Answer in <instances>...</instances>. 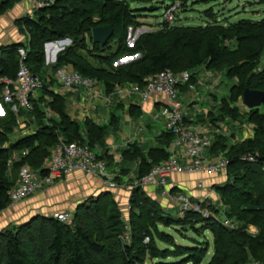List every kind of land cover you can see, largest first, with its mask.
<instances>
[{
    "label": "trees",
    "instance_id": "1",
    "mask_svg": "<svg viewBox=\"0 0 264 264\" xmlns=\"http://www.w3.org/2000/svg\"><path fill=\"white\" fill-rule=\"evenodd\" d=\"M20 1L0 0V16ZM260 1L259 4L264 5V0ZM138 19L128 0H54L52 5L36 9L32 18L26 16L19 20L28 42L26 45L20 43L0 48V78L16 79L21 47L27 49V65L31 71L44 77L47 68L45 45L70 41V45L66 43L58 55L52 71L65 68L68 65L66 60L74 61V71L103 84L109 95L115 92L116 87H143L148 77L165 71L175 74L191 72L190 82H195L194 72L206 67L224 72L227 78L237 82L230 91V102H224L222 111L238 120L239 110L233 109L230 103H237L240 100H235L237 97L243 100L246 89L264 91V62H260L264 56V19L232 28H225L220 22L179 27L172 26V22L165 19L158 31L140 34L134 45L129 47L128 30L138 26ZM101 26L114 29L113 38L103 49L92 41L93 29ZM234 32L240 35L235 36ZM233 37L236 38V49L229 50L223 41ZM116 41L118 46L113 54L105 57L92 55L106 67L96 66L85 54L87 51L106 52ZM88 42L92 50L88 49ZM123 58L135 59L115 67L114 62ZM2 89L0 85V100ZM39 93L50 98L46 108L59 117L58 121L54 118L46 121L47 112L34 104V100L32 111L18 108V113L10 105L3 104L5 115L0 116V212L11 205L8 194L15 186L12 173H20L21 168L27 165L44 176L47 170L43 167L51 159L60 139L70 145H87L94 151L92 146L96 140L88 142L82 136L81 125L67 113L66 98L49 90L46 81ZM245 114L246 122L254 125L252 138L229 149L223 141H217L219 149L230 161L227 181L214 186L223 204V212L212 202H207L203 207L210 209L214 217L205 218L189 212L184 218H173L157 201L150 199L143 188H137L132 190L127 221L113 195L106 192L90 205L87 201L80 204L73 213L71 225L63 224L57 218L36 216L1 231L0 264H145L147 255L153 260L163 261L157 264H166L164 261L167 259L178 257H184L182 262L171 264H205L209 242L202 244L194 240V247L174 243L180 253L160 250L153 236V231L158 232L160 224L165 228L180 227L183 232L184 228H189L197 234L211 233L214 253L208 264H264V115L260 114V108L248 110ZM24 116L37 119L38 130L12 142L10 135L15 133L19 119ZM87 127L94 136L103 131L90 121ZM173 140L170 133L162 137L165 145ZM24 150H28V154L20 161H13L14 154ZM247 154H259L258 163L243 162L242 157ZM149 155L152 162L139 179L162 164V160L165 162L170 158L166 150H152ZM224 218L236 224L257 226L260 234L251 235L241 226L231 230L224 226ZM126 230L131 233L129 241L124 238ZM159 236L165 242H173L172 236L165 232H159ZM147 238L150 242L145 243Z\"/></svg>",
    "mask_w": 264,
    "mask_h": 264
},
{
    "label": "crops",
    "instance_id": "2",
    "mask_svg": "<svg viewBox=\"0 0 264 264\" xmlns=\"http://www.w3.org/2000/svg\"><path fill=\"white\" fill-rule=\"evenodd\" d=\"M35 10L36 7L31 0H22L20 4H17L0 16V48L20 43L27 44L28 37L25 29L23 28L21 32L16 23L23 17H26L25 15H31L32 12L35 13ZM20 32H25L26 35L23 36ZM134 59L127 58L128 61L126 63ZM54 63L46 61L47 68L43 74V79L46 81V85L48 84L49 90L59 93L66 98L67 113L81 125V134L85 140L88 142L91 139L96 140L92 147L98 156L108 163L109 173H115L118 178L125 181L139 179V175L152 162V158L149 155L152 150H166L170 154V157L175 155L181 164L185 166L190 164V161L183 153L184 150L173 146L174 140L168 145H165L162 141L163 135L168 133L167 123L170 106L166 97L154 95L145 101L138 94L132 95L126 92L131 85L116 87L115 92L109 95L106 93L103 84L99 82L97 94L94 96H90L84 87L65 89L54 78V71H52ZM65 68L74 71L73 66L67 65ZM198 72L201 73L202 77L198 78ZM194 73H196V81L181 86L179 88L178 99L183 104V107H186V104L188 107L191 106L190 108L186 107L183 109L184 116L187 119L191 109H198L197 102L194 100L196 97L195 89L197 87H204L206 93L208 89L215 93L211 94L213 100L212 107L202 105L199 108L201 111L198 112L197 110L199 124H194L187 120L211 142V146L204 153V158L217 161L221 157H226V154L217 145L218 140L223 141L229 149L252 138L254 134L253 128L242 129L241 124H245L242 117L236 120L226 113L223 114L222 108L224 102L230 100V92L219 101L218 95L221 88L218 84L217 74L222 73L225 76L224 72L201 67ZM206 98L207 95L204 102H207ZM41 99L43 102H40L42 101ZM33 100L34 104H38V106H41L47 112L45 116L46 121L51 118H54L56 121L59 120L57 115L46 108V102L50 101L48 96L38 93ZM245 109L246 112L249 110L247 107ZM46 121L44 120L45 123ZM88 121L93 122L96 126L103 129V131L96 136L93 133H89V127H87ZM225 124H232V127L228 128ZM249 124L247 125L250 127ZM37 130L38 120L34 117L29 118L28 116H24L19 119L14 134L18 138H23ZM27 154L28 150L19 151L14 154L13 161H20ZM50 162L51 159L45 163L44 170L49 167ZM161 162L163 163L164 161L162 160ZM31 170L38 178H42L43 175L40 174V171ZM12 178L15 182L14 187H17L19 185L20 173L17 174L16 178L14 175ZM226 181L227 173L189 176L185 174H173L168 178V190L172 194H183L192 198L194 202H201L204 200L207 190L215 191V185H222ZM200 182L203 183V188L198 187ZM143 189L146 195L150 199L157 201L166 213L172 208H175L176 211L178 209L177 212H179V206L172 202L169 196L163 195L164 190L162 188L148 186ZM106 192L113 195L122 209L125 219L128 220L126 214L130 211L129 203L132 196L128 189L119 188L110 190L103 186L100 179L76 172L64 176L54 184L40 188L28 200L16 205H10L5 211L0 212V232L9 227L26 223L36 216L54 217L63 212H75L76 207L86 200L98 198ZM159 194L161 198L158 197ZM219 198H213L212 204L223 212L224 209L221 208L222 202Z\"/></svg>",
    "mask_w": 264,
    "mask_h": 264
},
{
    "label": "built area",
    "instance_id": "3",
    "mask_svg": "<svg viewBox=\"0 0 264 264\" xmlns=\"http://www.w3.org/2000/svg\"><path fill=\"white\" fill-rule=\"evenodd\" d=\"M31 2L36 9H39L52 5L54 0H31ZM30 16L32 18L33 14ZM165 19L169 23L174 22L176 20L175 11L169 9L165 14ZM66 45V42L47 44V49L49 53L53 54L55 49L61 47L64 50ZM53 48L54 50H52ZM18 52L20 60L16 79L0 78V85L3 87L1 92L2 100H0V116L5 115L3 104L10 105L15 113H18V108L32 111L34 107L33 98L45 86L43 77L34 74L27 65V49L21 47ZM55 56L53 59L47 58V62L56 63ZM259 71H261V68ZM54 78L65 89L84 87L90 96L97 94L98 81L83 76L76 71L60 68L54 72ZM191 78L192 74L188 71L178 74L165 71L148 77L143 87L132 85L126 90L128 94L140 95L145 101L154 95H161L168 99L170 106L167 123L168 133L174 136L173 146L182 148L185 157L190 161V164L185 166L173 155L162 164L155 166L148 175L134 180L130 189L134 190L148 186L162 188L164 190L163 195L169 196L172 202L179 206L180 218H184L189 212L200 214L205 218H211L215 214L210 209L204 208L203 204L213 202V198L219 197L214 190H207L204 200L201 202H194L188 196L178 193L172 194L168 190V178L173 174L218 175L227 173L230 166V161L226 157H221L217 161L204 158V153L211 146V142L198 129L193 127L182 114L183 104L178 99L179 88L188 84ZM259 159V154H247L242 157V161L249 164H257ZM46 170L47 173L42 178H38L29 166H23L20 170L19 185L11 189L8 194L11 205L28 200L40 188L54 184L64 176L76 172L100 179L103 186L107 189L116 190L120 187L114 181L117 175L114 176L115 178L112 177L108 171V163L104 159L99 158L87 145H70L63 139H60L55 146L50 165ZM198 187L203 188V183L200 182ZM54 217L67 225H71L73 220V214L69 211L57 214ZM223 223L225 227L231 230L237 229V224L230 219L224 218ZM148 242L149 239L147 238L145 243Z\"/></svg>",
    "mask_w": 264,
    "mask_h": 264
},
{
    "label": "rangeland",
    "instance_id": "4",
    "mask_svg": "<svg viewBox=\"0 0 264 264\" xmlns=\"http://www.w3.org/2000/svg\"><path fill=\"white\" fill-rule=\"evenodd\" d=\"M20 2H18L17 4H20ZM259 2H261V1L260 0H128V3L130 4L132 11H134V14H138V16H139V19H138L139 21L137 23L138 26H134L128 30V46L132 47L134 45V42L136 41V39L139 37L140 34L145 33V32H150V31H158L160 29V27L162 26V24L165 22V14H166V11H168L169 9L170 10L173 9L175 11L176 20H175V22L171 23L172 26L199 27V26H205L207 24V22H210V23L220 22L221 24H223V26H225V28H232L233 26L237 27L239 24H243L245 26L247 23L254 24L255 22H260V20L262 21L264 19V5L259 4ZM17 4H15L14 6H16ZM154 8H156L155 11L150 12ZM210 9H211V11H208ZM214 13H215V15H213ZM32 14L34 16V12H32ZM25 16L31 17L30 15H25ZM243 20H246V21H243ZM16 24L19 26V28L21 29L20 31L22 32L23 26L19 25V22ZM24 33H21V34L24 36V35H26V33L25 34ZM233 34L235 36H236V34L240 35L239 32H234ZM24 40L26 41V39H24ZM235 40H236V38L233 37V39H229V40L227 39V41L225 39V41H223V43L227 46V48H229V50H235L236 49ZM65 42L66 43L68 42L67 44L70 45V41H65ZM52 43L53 42H50L48 44H52ZM117 46H118V42L116 41L112 44V46L108 50H106V52L101 51L100 53L99 52H96V53L92 52L91 53V52L87 51L88 54L87 53H85V54L89 55L90 58L93 57L92 56L93 54H97L99 56L105 57V56H109L111 53L113 54L114 52H116ZM87 47H88V49L92 50V46H91L90 42H88ZM52 50H54V48ZM45 52H46V60H47V58L53 59L55 55H57V56H55V58L57 60L58 55L63 52V49L61 47H59L53 51V54H51V53H49V51L47 49V44H46L45 45ZM92 60H93L92 61L93 64H95L96 66L106 67V65H103L102 61L99 62L95 58H92ZM126 61H128L127 58L126 59L123 58L121 60H116L114 62V66L115 67L119 66L123 63H126ZM260 62L261 63L264 62V56L262 58H260ZM225 76L222 73L217 74L218 84L220 85V88H221L220 93L218 95L219 101L223 97H226V95L229 94L231 89L237 85V82L234 79H230V78H227ZM199 77H202L200 72H198V78ZM221 78H222V80H221ZM195 93H196V97L194 100H196V102H197L198 112L201 111V110H199V108H201L202 105H204L205 107L206 106L210 107L211 105L213 106V102H212L213 100L211 97V94L214 93L213 91H210L208 89L207 93H206L204 87H197L195 89ZM206 95H207V98H206L207 102H204ZM234 98H236V97H234ZM238 99H240V100L237 103H235V104L230 103L231 107L233 109L239 110L238 112L240 113L239 114L240 117H242L244 119L245 124H241L242 129L253 128V133H254V125H252L251 123L249 124L250 127L247 125L248 124L246 122L247 118H245V116H247V115L245 114L246 109L243 105V100H242V98H239V97H237L235 100H238ZM203 102H204V104H203ZM228 102H230V100ZM185 106L187 108L191 107V106L188 107L187 104ZM186 107L182 108V114L183 115H185L183 113V109H185ZM197 110L195 108V109H191L189 111V116L187 117L189 122L194 123V124H199L198 119H197ZM49 114H50V112H49ZM260 114L264 115V107L260 108ZM237 119H239V116L237 117ZM260 120H262V119H260ZM226 126H228V128H231L232 124L226 125ZM10 139L12 142H15L19 138L16 134H12V135H10ZM94 153L97 154L95 151H94ZM18 173H19V171L13 172V175L15 178L17 177ZM110 174L112 175L113 178H115L114 177V176H116L115 173L110 172ZM185 175L189 176L190 174L186 173ZM114 181L120 185L119 188H126L132 194V190L130 189V186L133 185V183H134L133 180L132 181H125V180L117 177L116 179H114ZM158 197L161 198L160 194ZM88 200H86V201L88 203L90 202L88 204V205H90V204L96 202L97 199L96 198H92V199L90 198ZM221 208L224 209L223 204H221ZM76 210H77V207H76ZM111 210L112 209L110 208L109 211L112 212ZM177 211H178V209H177ZM177 211L175 210V208H172V209H169L168 213L171 217L178 218L179 212H177ZM71 213L73 214L74 212H71ZM129 213L130 212H128V214H126L128 219L130 218ZM124 218H125V216H124ZM240 226L243 227L244 230L249 232V234L255 235V236L258 235L259 230H260V228H258L257 226H254L252 224L245 225L243 223H240V224L237 223V228ZM159 232H165V233L171 235L173 238V242L170 243V242H165V241L161 240L160 236H159ZM181 232H183V231L180 229V227L176 228V229L165 228L164 225L160 224L158 226V232L155 230L153 231V236H154L155 243L160 250L169 249L170 251H173L176 253L179 251H177V249L173 246L174 243L176 245H179V246L194 247V246H196L195 243L193 242L194 240H196L202 244L209 242L210 250H209V254H208V256L204 262L205 264H208L211 261V259L213 257V253H214L212 234L209 232H201V233L197 234L193 230L192 231H190V230L184 231L183 233H181ZM130 234H131L130 231L126 230L124 238L127 241L130 240V238H129ZM183 258H180V257L169 258L166 261H164V263H166V264L179 263V262H182L181 260H183ZM159 262H163V261L162 260H153L150 257V255H147L145 264H157Z\"/></svg>",
    "mask_w": 264,
    "mask_h": 264
},
{
    "label": "water",
    "instance_id": "5",
    "mask_svg": "<svg viewBox=\"0 0 264 264\" xmlns=\"http://www.w3.org/2000/svg\"><path fill=\"white\" fill-rule=\"evenodd\" d=\"M113 36H114V29L111 26L97 27L92 31L93 43L100 45L102 49L113 38ZM66 62L69 66L75 65L74 61L66 60ZM243 104L249 110L261 108L264 104V92L246 89L243 95ZM184 231H189V228H184Z\"/></svg>",
    "mask_w": 264,
    "mask_h": 264
}]
</instances>
